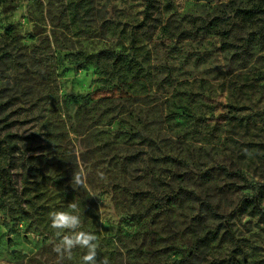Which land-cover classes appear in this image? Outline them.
<instances>
[{
  "label": "rangeland",
  "instance_id": "obj_1",
  "mask_svg": "<svg viewBox=\"0 0 264 264\" xmlns=\"http://www.w3.org/2000/svg\"><path fill=\"white\" fill-rule=\"evenodd\" d=\"M155 1L140 26L143 0H0V125L34 135L44 172L11 170L25 213L0 186V264H93L79 233L95 237V264L229 258L221 232L198 248L216 224L198 197L228 213L250 192L220 165L264 182V39L242 48L261 22L233 12L264 0ZM58 213L79 224L53 227ZM232 227L236 264H264V217Z\"/></svg>",
  "mask_w": 264,
  "mask_h": 264
},
{
  "label": "trees",
  "instance_id": "obj_2",
  "mask_svg": "<svg viewBox=\"0 0 264 264\" xmlns=\"http://www.w3.org/2000/svg\"><path fill=\"white\" fill-rule=\"evenodd\" d=\"M144 9H143V20L140 26L147 25L151 17V11L156 9L155 0H143ZM234 15L238 17L241 21H254L258 20L260 23L259 29L254 31V34L249 38L244 39L242 43L243 50L248 49L251 46V42L264 39V4H256L249 7H242L240 5H235L233 8ZM230 20L227 16L216 17L215 21L226 22ZM208 26H214L217 24L208 23ZM256 38V39H254ZM110 59H113L115 63L122 62L124 65H127V55L122 51H107L101 53ZM82 63L78 64L77 67H81ZM6 103L0 102V111L5 109ZM4 119H0V123ZM10 125L4 124L0 125V130H3L2 135V153L4 157L5 166L0 170V186L2 188V194L6 198L11 196L15 201L16 206L22 212H26L23 207L25 202L24 194L22 191H19L12 182L11 170L18 166L33 170L37 175H44L43 169L40 167L42 164L41 159L37 158L39 155H36L34 152L36 146L33 145L34 135H29L23 137L17 133L12 132L6 127ZM124 134L128 136H141L140 133L132 132L130 130H123ZM170 160L174 162L181 163L180 159H176L171 156L162 157V160ZM218 171L227 178H235L240 186L244 189L249 190V193L242 195L237 203L232 207L228 213L219 212L212 203L207 198H199L200 204L203 206L206 214L213 219L216 224L214 228H206L201 235L196 237L198 248L209 246L221 232L230 244L232 249L230 251L229 258L224 261V264H236L235 254L239 251V242L236 239L235 233L232 227V220L234 218L240 217L244 213H250L257 215L259 217H264V206H262V200H264V182H251L247 179L246 175L240 169H228L225 165H220L217 167ZM188 193L183 187L180 188V193ZM192 195H195V192H190ZM171 198L170 196H164V201L168 202ZM143 216V215H141ZM141 217H138V221Z\"/></svg>",
  "mask_w": 264,
  "mask_h": 264
},
{
  "label": "clouds",
  "instance_id": "obj_3",
  "mask_svg": "<svg viewBox=\"0 0 264 264\" xmlns=\"http://www.w3.org/2000/svg\"><path fill=\"white\" fill-rule=\"evenodd\" d=\"M79 224V221L76 217H70L65 213H58L56 214L53 222V227H76ZM95 237L89 234L85 233H79L76 238H75V243H79L84 246H88L90 248V253L84 257L86 261H91L93 264L94 262V257H95V245L91 244L90 242L94 240ZM65 244L71 247L74 243L72 239L65 238ZM59 250V249H57Z\"/></svg>",
  "mask_w": 264,
  "mask_h": 264
}]
</instances>
